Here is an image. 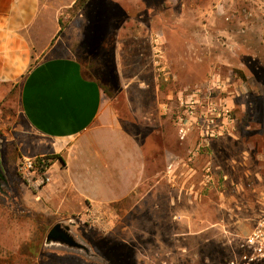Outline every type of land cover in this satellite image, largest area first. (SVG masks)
Listing matches in <instances>:
<instances>
[{"label": "rangeland", "instance_id": "obj_1", "mask_svg": "<svg viewBox=\"0 0 264 264\" xmlns=\"http://www.w3.org/2000/svg\"><path fill=\"white\" fill-rule=\"evenodd\" d=\"M77 1L42 0L48 18H60L64 30L57 37L72 47L89 76L108 93H118L115 106L133 132L141 136L151 130L141 129L122 102L111 68L114 45L133 73L129 85L138 118L149 104L162 112L161 132L150 137L154 169L163 172L167 185L159 197L162 209L157 195L148 198L141 186L102 210L95 204L67 219L49 212L38 191L12 168L41 147L23 114V77L0 81V161L6 175L0 189V264H224L232 246L237 249L241 236L264 214V37L251 29L237 33V17L226 18L250 7L241 0H227L229 5L226 0H81L74 5ZM160 30L167 39L155 34ZM227 31H233L231 38ZM157 45L168 80L156 62ZM218 79L225 91L214 95L227 99L237 118L232 135L208 145L196 129L182 138L181 92ZM138 89L148 97L137 98ZM173 196L178 205L171 204ZM56 223L70 225L82 248L47 243Z\"/></svg>", "mask_w": 264, "mask_h": 264}, {"label": "crops", "instance_id": "obj_2", "mask_svg": "<svg viewBox=\"0 0 264 264\" xmlns=\"http://www.w3.org/2000/svg\"><path fill=\"white\" fill-rule=\"evenodd\" d=\"M241 1L250 10L245 7L228 13L226 18L237 17V33L244 35L251 29L263 39L264 0ZM48 26L47 41L41 45ZM62 30L59 16L49 19L42 0H0V81L23 77L20 92L23 114L41 139L39 149L22 157L58 155L49 168L52 180L37 192L38 198L57 218L67 219L95 204L102 210L105 205L123 201L142 186L147 188L144 195L148 198L157 195L160 212L163 200L159 197L167 185L163 172L154 169L157 159L151 153L154 145L150 141V137L161 132L160 108L149 104L147 112L143 111L146 113L142 112V118H138V109L132 104L134 90L129 85L133 73L125 69L127 63L124 65L125 60L114 45L111 68L122 102L131 108L130 114L141 129L151 130L141 136L133 132L117 111L116 97L97 78L87 74L72 47L65 45L64 38L57 37ZM161 31L155 34L167 39ZM227 33L229 37L233 35V31ZM236 43L238 48L243 44ZM139 90L137 98L148 97ZM161 141L163 145L166 143L164 139ZM175 152L171 151L173 156H177ZM17 163L12 168L19 177ZM0 166L2 169L1 161ZM155 177L156 182L150 185L149 181ZM261 180L264 188V179ZM176 186L174 183L171 187L175 194ZM171 202L178 205L179 198L173 196Z\"/></svg>", "mask_w": 264, "mask_h": 264}, {"label": "built area", "instance_id": "obj_3", "mask_svg": "<svg viewBox=\"0 0 264 264\" xmlns=\"http://www.w3.org/2000/svg\"><path fill=\"white\" fill-rule=\"evenodd\" d=\"M156 42L159 43L158 38ZM162 52V47L157 45L156 62L164 71L167 66L161 59ZM167 74L168 72L164 71L166 80H168ZM211 83L203 87L186 88L178 97L180 108L178 124L182 138H185L192 129H196L201 142L203 141L202 144L205 145L210 144L213 138L232 135L237 124L234 107L227 99L214 95L225 91L220 79ZM35 158L22 157L17 163V172L28 188L40 191L51 182L52 177L49 168L45 171L40 170ZM261 194L264 200V191ZM224 264H264V214L250 232L241 236L237 249L232 246L230 256Z\"/></svg>", "mask_w": 264, "mask_h": 264}, {"label": "water", "instance_id": "obj_4", "mask_svg": "<svg viewBox=\"0 0 264 264\" xmlns=\"http://www.w3.org/2000/svg\"><path fill=\"white\" fill-rule=\"evenodd\" d=\"M3 178V172L0 166V180ZM47 243H60L73 248H82V244L71 233L70 225L56 223L48 232Z\"/></svg>", "mask_w": 264, "mask_h": 264}, {"label": "trees", "instance_id": "obj_5", "mask_svg": "<svg viewBox=\"0 0 264 264\" xmlns=\"http://www.w3.org/2000/svg\"><path fill=\"white\" fill-rule=\"evenodd\" d=\"M78 1H81V0H78ZM78 1L75 2L74 5H76V4L78 3ZM86 1H87V0H84V3H85ZM60 23H61V22H60ZM61 26H62V24H61ZM105 90H106V89H105ZM109 94L112 95L113 97H115V95L118 94V93H109ZM55 158H58V155H43V156H37V157L35 158V160H36V163H37V165L39 166L40 170H41V171H45L47 168H50V166H51V164H52V161H53V159H55ZM2 180H3V181L0 180V189H1L2 185H3L2 182H5V181H6V178L3 177Z\"/></svg>", "mask_w": 264, "mask_h": 264}, {"label": "flooded vegetation", "instance_id": "obj_6", "mask_svg": "<svg viewBox=\"0 0 264 264\" xmlns=\"http://www.w3.org/2000/svg\"><path fill=\"white\" fill-rule=\"evenodd\" d=\"M3 177H4V175H3ZM2 179H3V178H2ZM2 179H1V180H2Z\"/></svg>", "mask_w": 264, "mask_h": 264}]
</instances>
